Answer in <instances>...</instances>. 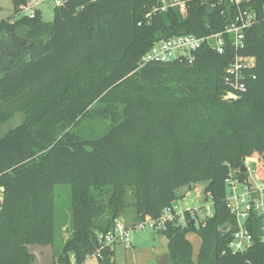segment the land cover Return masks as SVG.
<instances>
[{
	"label": "trees",
	"instance_id": "trees-1",
	"mask_svg": "<svg viewBox=\"0 0 264 264\" xmlns=\"http://www.w3.org/2000/svg\"><path fill=\"white\" fill-rule=\"evenodd\" d=\"M11 1L14 16L0 15V126L24 118L0 137V264H29L27 245L55 242L58 185L72 186L73 213L59 264L98 252V264H116L115 246L103 247L99 236L114 231L128 189L133 229L173 213L159 231L169 264H264V217L250 213L253 245L235 253L237 220L226 201L228 180L249 181L244 157H259L264 183V0L247 5L257 22L242 56L255 80L237 99L227 98L225 82L231 49L203 47L192 65L139 67L160 39L224 30L235 14L228 0H183L185 15L170 8L150 19L159 0H67L52 22L40 11L21 16L29 0ZM190 182L207 183L213 202L198 227L189 211L183 222L174 213L177 190ZM190 233L202 242L197 261Z\"/></svg>",
	"mask_w": 264,
	"mask_h": 264
},
{
	"label": "built area",
	"instance_id": "built-area-1",
	"mask_svg": "<svg viewBox=\"0 0 264 264\" xmlns=\"http://www.w3.org/2000/svg\"><path fill=\"white\" fill-rule=\"evenodd\" d=\"M66 2L67 0H29L25 6L20 8V11L21 14L34 17L40 11L41 4H52L56 8L64 6ZM228 2L235 8V14L233 21L224 30L207 36L189 34L160 39L141 58L139 67L174 62H185L192 65L195 61L194 54L203 47H208L220 55H224L228 49H231L234 56L225 76V82L230 88L227 98L237 99L246 94L249 90L250 79L255 80V76L250 77L248 71L253 67V63L249 58L243 57L242 53L246 48L245 32L257 22V17L255 12L247 7L252 0H228ZM221 3L222 0H219L217 4ZM170 8H177L184 15L188 11L187 3L183 0H159V5L147 14L146 18L150 19L153 13L165 12ZM227 186V206L237 220V230L229 248L235 253H245L253 245L252 235L246 227L250 213L256 211L264 217V183L261 181L250 183L248 181L242 184L237 178L232 177L228 180ZM0 190L2 194L3 188ZM173 218V213L167 211L161 219L152 220L148 218L138 228L144 230L145 227L149 226L160 230L163 229L165 221H172ZM129 234L130 230L116 223L113 232L99 236V242L103 247H114L116 242L121 239L129 242ZM262 241L264 243V235ZM98 254L100 253L98 252L92 257H97ZM86 261L83 264H86Z\"/></svg>",
	"mask_w": 264,
	"mask_h": 264
},
{
	"label": "rangeland",
	"instance_id": "rangeland-1",
	"mask_svg": "<svg viewBox=\"0 0 264 264\" xmlns=\"http://www.w3.org/2000/svg\"><path fill=\"white\" fill-rule=\"evenodd\" d=\"M40 13L45 22H52L54 19V5L41 4ZM0 15L6 19L14 16V8L11 0H0ZM21 16H26L22 14ZM198 116V113L196 114ZM23 116L17 114L9 123L0 126V137L4 136L11 128L17 127L23 122ZM84 130L90 129L88 122L83 125ZM258 156H248L243 158V167L250 168L248 177L259 182V162ZM233 176L237 171H232ZM207 183H188L177 190L178 199L174 203V213L183 222L184 213L189 211L196 221V226L212 215L213 202L205 192ZM71 185H58L55 189L56 211L54 215L55 242L47 246L27 245V252L32 257L29 264H59V255L62 253L63 245L72 233L73 213L71 208ZM0 190V199H1ZM135 198L133 190L128 189L126 195L125 210L123 215L116 221L127 230H130L129 242L126 240L117 241L116 264H157L156 258L169 253V242L164 234L159 233V229L145 227L146 229L134 228V218L136 213ZM193 246V260L197 261L201 248V239L195 233L187 235ZM128 245V246H126ZM169 257V256H168ZM71 264H76L72 259ZM86 264H98L97 257H90Z\"/></svg>",
	"mask_w": 264,
	"mask_h": 264
},
{
	"label": "water",
	"instance_id": "water-1",
	"mask_svg": "<svg viewBox=\"0 0 264 264\" xmlns=\"http://www.w3.org/2000/svg\"><path fill=\"white\" fill-rule=\"evenodd\" d=\"M242 172H247L248 168L247 167H242L241 169ZM221 232H223V230H220ZM158 264H169V257L168 255H164L161 259V261Z\"/></svg>",
	"mask_w": 264,
	"mask_h": 264
},
{
	"label": "crops",
	"instance_id": "crops-1",
	"mask_svg": "<svg viewBox=\"0 0 264 264\" xmlns=\"http://www.w3.org/2000/svg\"><path fill=\"white\" fill-rule=\"evenodd\" d=\"M248 171H250V168H248ZM249 182L250 183H254V181H252L251 179H250V176H249ZM126 246H128V245H126ZM115 251H116V248H115ZM169 253L168 252H166V254H164V255H168ZM164 255H162V256H158L157 258H156V263L158 264L160 261H161V259H162V257L164 256ZM169 256V255H168ZM195 261V260H194Z\"/></svg>",
	"mask_w": 264,
	"mask_h": 264
}]
</instances>
